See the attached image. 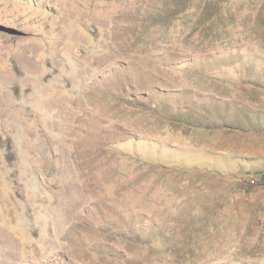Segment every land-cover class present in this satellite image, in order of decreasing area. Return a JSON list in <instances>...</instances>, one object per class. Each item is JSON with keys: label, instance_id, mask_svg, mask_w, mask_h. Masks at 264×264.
<instances>
[{"label": "rangeland", "instance_id": "obj_1", "mask_svg": "<svg viewBox=\"0 0 264 264\" xmlns=\"http://www.w3.org/2000/svg\"><path fill=\"white\" fill-rule=\"evenodd\" d=\"M0 264H264V0H0Z\"/></svg>", "mask_w": 264, "mask_h": 264}, {"label": "bare ground", "instance_id": "obj_2", "mask_svg": "<svg viewBox=\"0 0 264 264\" xmlns=\"http://www.w3.org/2000/svg\"><path fill=\"white\" fill-rule=\"evenodd\" d=\"M78 202H80V200H76V201H75V204H77Z\"/></svg>", "mask_w": 264, "mask_h": 264}]
</instances>
